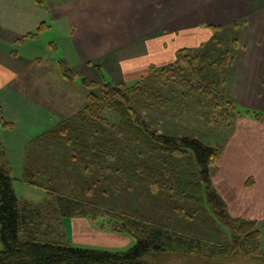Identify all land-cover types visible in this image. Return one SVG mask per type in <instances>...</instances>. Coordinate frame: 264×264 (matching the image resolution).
Returning <instances> with one entry per match:
<instances>
[{
    "label": "trees",
    "instance_id": "trees-1",
    "mask_svg": "<svg viewBox=\"0 0 264 264\" xmlns=\"http://www.w3.org/2000/svg\"><path fill=\"white\" fill-rule=\"evenodd\" d=\"M244 22H233L227 28H211L213 34L207 43H219L217 33L238 29ZM207 43L200 45L205 47L203 50L179 49L173 62L152 66L148 76L132 85L98 82L82 76L87 89L84 106L31 140L26 145L25 160H31L28 152L32 148L37 155H34L31 164L36 165L37 150L46 146L62 147L61 150L69 153L72 161L82 163L84 172L100 170L103 161L108 160L115 163L103 168L110 174H122L125 169L116 167L122 157H117L116 151L119 146L125 149L137 144L147 156L141 163L135 164L131 160L126 166L127 173L131 175L129 177H136L135 182L148 184L152 192H169L178 202L172 212L178 213V218L182 216L184 224H189L191 220L188 219H195L197 214L203 216L207 211L220 226L230 231L231 240L212 250L205 241V234L196 235L197 229H192L191 234L186 233L182 230V222V228L173 231L164 222L154 225L152 221L134 213L117 212L113 208L103 210L98 202L89 198L45 188L34 182L32 175L29 176L26 161L25 181L44 188L47 199L39 205L18 199L12 186V169L6 158V150L0 143V264H174V258L178 256L174 255L176 253H208L211 257L222 259L238 256L248 259L260 254L259 222L231 215L224 198L213 184L212 175L217 171L222 146L208 145L195 137L162 133L143 118L136 104L139 100H150L153 95L150 91L160 81L183 87L187 96L188 93L209 96L215 111L219 109L220 103L227 109L231 106L232 110H236L237 106L231 101H220L219 91L225 81L210 76L213 68L230 61L229 52L226 50L212 58L205 46ZM232 44L236 46L237 39H233ZM59 63L66 78L79 76L75 70H67L63 60ZM186 93L182 92V97ZM243 116L262 120L264 112L245 109ZM77 121L84 126L76 125ZM0 127H13L12 123L3 119L1 111ZM113 134L115 138H112ZM116 137L121 141H117ZM33 144H37L36 148ZM152 155H157L159 168L151 164ZM107 182L109 180L104 177L99 180L95 178V182H91L87 188V193L90 196L104 193L101 187ZM66 217H83L94 221L97 217H108L105 223H100L101 228L126 234L135 242L125 250L110 251L77 247L62 240L44 241L39 237V226L50 229L54 222L59 223Z\"/></svg>",
    "mask_w": 264,
    "mask_h": 264
},
{
    "label": "crops",
    "instance_id": "crops-1",
    "mask_svg": "<svg viewBox=\"0 0 264 264\" xmlns=\"http://www.w3.org/2000/svg\"><path fill=\"white\" fill-rule=\"evenodd\" d=\"M255 14L264 22V0H0L1 115L12 128H23L22 144L84 106L86 91L79 96L62 84L76 79L63 75L60 63L44 55L46 48L62 50L59 62L72 61L83 77L131 85L152 66L173 62L179 49L208 41L211 28ZM257 62H248L252 73ZM252 89L257 97L264 93L258 82ZM241 121L223 145L212 181L231 215L264 221V122ZM38 232L44 241L59 236L77 247L120 250L132 244L128 235L83 217H66Z\"/></svg>",
    "mask_w": 264,
    "mask_h": 264
},
{
    "label": "rangeland",
    "instance_id": "rangeland-1",
    "mask_svg": "<svg viewBox=\"0 0 264 264\" xmlns=\"http://www.w3.org/2000/svg\"><path fill=\"white\" fill-rule=\"evenodd\" d=\"M256 18L257 15L255 14L253 18L244 22L238 29L217 33L219 37L217 38L219 40L217 44L214 41L212 43H207L208 41L204 42L207 43L205 46L212 58L220 56L226 50L229 52L230 61L225 65L213 68L210 76L211 78L223 79L225 81L224 87L219 91L220 101L223 103L231 101L237 106L236 110H232L231 106L227 109L220 103L219 109L215 111L212 106L213 102H211L209 96L197 93H188L187 96L186 89L183 87L159 81L156 83L154 89L150 91V93H153L150 100L146 102L139 100L136 103L143 118L162 133L195 137L205 144L222 146L223 149L224 143L235 130V122L237 120H242L241 122L243 123L246 122L245 120H255L249 116H243L245 109L264 112V93L257 97L253 93L255 90L252 89L254 82L255 84L258 82L259 86L264 87V22L261 20L256 21ZM46 35H49V33H46ZM233 39H237L238 44L236 46L232 44ZM195 49L203 50L205 47L200 46ZM44 55H50L52 60H57L59 63V60L64 57V52L60 49L54 50V48H51L48 50L46 48ZM252 58L259 59L258 64H254L259 68L254 71L255 73H252V67L248 63L252 61ZM73 66L72 61L64 64L66 68H73ZM247 69L250 71L248 78L246 74ZM75 71L79 73V76L77 75L78 77L75 78V82L62 81V84H67L68 87L72 88L80 96V92L86 91L87 93V89L83 84L81 71L78 69ZM88 79L94 80L90 77ZM236 84L239 85V90L236 89ZM182 92L186 93L184 97H182ZM256 121L264 122V119ZM76 125H80V127L84 126L83 124H79L78 121ZM22 130V127H0V143L6 150V158L12 169V186L16 197L33 204H41L47 199L46 190L42 187L25 183L27 171L25 172L23 162L25 163L27 160L24 158V151L26 150V145L31 140L21 144L22 136L24 135ZM107 137H110V135L107 134ZM112 138H115L114 134ZM116 139L119 142L121 141L118 137ZM33 145L36 148L37 144ZM61 149L62 147L52 148V146H46V148L37 150L38 158L36 161L38 163L36 165L31 164L34 161V155H37L34 152L35 149L29 150L28 153L31 154L32 158L27 162V169L30 171L29 176H33L34 182L40 183L45 188L58 189L66 195H79L87 199L89 198L98 202L103 210L113 208L117 212L134 213L136 216L152 221L151 223L154 225L157 222H164L165 224H169V227L173 231L183 226L182 230L191 234L192 229H197L199 231L195 234H199V236L205 234V241L209 248L211 246L212 250L217 245H223L231 240L230 231L220 226L207 211L204 212L203 216L197 214L195 219H188V221L191 220V222H188L189 224H184L182 216L178 218V213L172 212V209L178 205V202L169 192H152L148 184L139 181L135 182L137 180L136 177H129L131 175L127 173L126 166L131 163V160L137 164L144 161L147 156V153H144L137 144H133L125 149L119 146V150L116 151V156L122 157V160L116 163V167L120 166L125 169L122 174H110L105 167L115 162L108 160L103 161L104 168L102 166L100 170L91 169L89 172H84L82 171V163L72 161L69 158V153ZM156 156L152 155L153 160L150 162L154 168H159V160ZM103 177L109 180V182L101 187L104 193L92 194L90 196L87 193L90 183L95 182V178L99 180ZM107 220L108 217H105V219L97 217L95 219L99 223H105ZM258 222L260 230V254L255 256V258L244 259L238 256L232 259H222L211 257L212 255L209 256L207 255L208 253L204 255L176 253L174 255L178 256L174 258V260L176 259L174 264H264V221ZM61 239L65 238L57 236L54 240L58 241ZM131 240L132 244L130 246L135 242L133 238ZM128 247L118 249L125 250ZM110 251H117V249L115 248Z\"/></svg>",
    "mask_w": 264,
    "mask_h": 264
}]
</instances>
